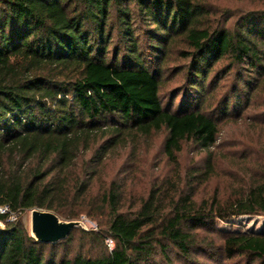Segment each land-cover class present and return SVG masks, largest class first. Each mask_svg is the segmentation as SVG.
I'll return each mask as SVG.
<instances>
[{"label": "trees", "instance_id": "trees-1", "mask_svg": "<svg viewBox=\"0 0 264 264\" xmlns=\"http://www.w3.org/2000/svg\"><path fill=\"white\" fill-rule=\"evenodd\" d=\"M214 11L210 0H0V203L18 215L0 230V264H152L157 254L173 264V249L190 263L213 250L212 258L264 264V233L214 228L264 216V178L228 200L199 198L198 187L215 174L218 122L200 106L172 112L161 97L163 66L176 50L189 60L198 94L222 61L242 68L238 75L253 73L239 81L243 92L264 89V11L247 12L233 26ZM162 131L172 164L192 144L206 152L205 169L184 186L165 179L128 210L115 182L99 204H88L97 170L84 171L81 160L100 164ZM72 207L80 209L73 221L81 207L105 218L97 231H82L102 248L62 255L54 246L68 239L70 246L73 236L39 243L22 220L33 209L68 217ZM202 229L216 236L203 238Z\"/></svg>", "mask_w": 264, "mask_h": 264}, {"label": "rangeland", "instance_id": "rangeland-1", "mask_svg": "<svg viewBox=\"0 0 264 264\" xmlns=\"http://www.w3.org/2000/svg\"><path fill=\"white\" fill-rule=\"evenodd\" d=\"M210 3L215 10L214 18L219 21L229 18L231 26L247 12L264 11V0H210ZM179 52L173 51L163 66L164 87L161 97L164 105L172 112H178L184 104L191 109L200 106L201 110L218 122L219 141L217 148L213 150L215 174L208 183L198 187V193L199 198L203 199L217 194L222 200H228L237 190L245 188L252 179L264 178V89L250 95L243 92L239 81L251 80L253 73L244 69L243 73L238 75L239 69L242 68L232 70L227 61H222L213 68L204 84L205 91L198 94L191 88L189 60L181 57ZM166 136V131H162L149 137H140L135 142L130 141L126 148L117 149L100 164L91 155L81 160V169L84 171L97 170V176L90 184L88 204H99L101 193L115 182L123 186L125 210H128L165 179L172 178L184 186L195 169H205L206 152L192 144L184 145L183 152L179 154V165L172 164L164 151ZM79 212L80 209L72 207L65 212L68 217L59 218L64 222H71L73 220L70 216ZM102 218L97 209L89 211V208L81 207V217L74 220L80 221L81 227L70 235L73 236L72 243L70 246L65 244L69 239L64 241V244L59 243L54 246L56 251L66 255L68 249L86 253L102 248V245L93 243L90 235L82 233L83 230L97 231V220ZM22 220L31 234V211L26 212ZM214 228L217 232L264 233V216H242L228 222L218 221ZM0 230L3 229L0 227ZM200 234L203 238L210 239L216 236L215 232L206 229H202ZM108 247L111 248L109 245ZM212 251L207 252V255H196V263L187 262L174 249L171 258L173 264L246 263L243 259L225 261L219 255L212 258L208 255ZM152 264L167 262L162 255L157 254Z\"/></svg>", "mask_w": 264, "mask_h": 264}, {"label": "water", "instance_id": "water-1", "mask_svg": "<svg viewBox=\"0 0 264 264\" xmlns=\"http://www.w3.org/2000/svg\"><path fill=\"white\" fill-rule=\"evenodd\" d=\"M80 227V221L64 222L51 211L41 209L31 211V235L39 243L57 244L66 240Z\"/></svg>", "mask_w": 264, "mask_h": 264}, {"label": "built area", "instance_id": "built-area-1", "mask_svg": "<svg viewBox=\"0 0 264 264\" xmlns=\"http://www.w3.org/2000/svg\"><path fill=\"white\" fill-rule=\"evenodd\" d=\"M0 216L5 217V221L0 220V227L4 230L8 224L15 223L18 219V215L13 212L9 205L0 203ZM108 245L113 248V242L108 240Z\"/></svg>", "mask_w": 264, "mask_h": 264}]
</instances>
